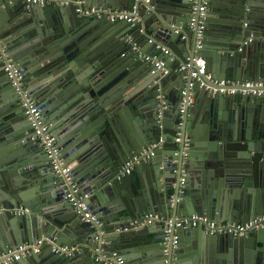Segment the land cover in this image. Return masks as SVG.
<instances>
[{
  "label": "water",
  "instance_id": "95a60500",
  "mask_svg": "<svg viewBox=\"0 0 264 264\" xmlns=\"http://www.w3.org/2000/svg\"><path fill=\"white\" fill-rule=\"evenodd\" d=\"M85 2L137 14L116 24L80 15L74 3L0 0V38L14 47L12 58L103 224L83 220L59 187L0 57V138L11 143L0 151V251L48 237L42 252L11 264H264V225L235 235L176 221L193 214L238 222L264 216V96L207 88L222 79L264 81V0H209L199 43L189 27L192 0ZM133 43L139 50L123 60ZM163 48L176 60L169 63ZM101 51L113 52L106 66L95 58ZM145 54H160L167 72ZM200 55L205 73L183 96L192 79L181 65ZM56 71L63 74L55 79ZM161 139L153 155L122 175ZM150 213L163 221L144 224ZM64 245L78 252L54 251Z\"/></svg>",
  "mask_w": 264,
  "mask_h": 264
},
{
  "label": "built area",
  "instance_id": "2783aa9c",
  "mask_svg": "<svg viewBox=\"0 0 264 264\" xmlns=\"http://www.w3.org/2000/svg\"><path fill=\"white\" fill-rule=\"evenodd\" d=\"M34 4L39 5H69L71 3L77 4V11L84 14H106L110 17L111 21H132L134 15L137 14L136 9L133 10H113L111 8L99 7L91 10H87L84 7L85 0H25ZM209 0H192V17L189 24L191 29H195L198 37V43L203 37L204 28L206 24V12L208 10ZM247 24V23H245ZM159 47V46H158ZM165 53L170 54L171 51L163 48ZM0 56L6 61V71H8L9 76L13 80V84L20 96L21 106L30 120L32 126L35 129V134L39 136V140L43 145L48 157L50 159V167L53 173L59 178V187L63 188L66 193L67 199L72 203L74 209L78 214L82 216L85 221H92L98 225H102L101 219L93 213L92 209L87 203V195L82 192V188L75 179L73 172L67 166L65 159L62 156L61 148L57 143L56 137L51 132L46 118L44 115L43 108L38 104V102L33 98V96L25 89L24 78L20 72V69L15 66L12 59L9 56V49L3 40L0 38ZM171 61L175 59L171 56ZM145 60L154 63L156 68L163 69L167 72L165 67L166 61H164L159 54H145ZM195 66L193 61H186L181 65V69H189L191 71V79L187 87L182 91L183 96L186 95L188 88L194 86V81L201 80V75L205 73L206 66L203 57L194 58ZM203 84V83H202ZM212 92H218L222 94H252L257 96H264V81L246 80V81H230V80H217L212 86H207ZM193 98H189L191 103ZM186 104V98L184 97L181 106V112L184 111V106ZM182 138L178 135L175 138L176 143H181ZM164 142V140H163ZM163 142L153 143L152 145L143 148V150L135 155L131 161L122 168V175L129 174L136 163L141 162L146 157L153 155L155 148L161 146ZM184 153L186 154L185 150ZM5 210V208L0 207V211ZM23 210V209H21ZM15 211V210H13ZM163 217L159 213H150L146 216L144 224H152L157 221H163ZM177 225L191 224L193 226H204L210 233L223 232V233H233L235 235L246 234L250 229L254 227H259L264 225V216H259L252 218L244 222L238 221H217L208 215H198L193 214L191 217L177 219ZM167 224H172L171 219L167 218ZM127 229V228H125ZM176 237V236H175ZM49 238H42L35 243L31 244L24 242L16 247H9L6 250L0 251V264H11L14 261L20 260L24 255L31 253H38L41 246ZM176 242V241H175ZM54 251L61 254H74L78 252V249L74 246H56ZM123 262L119 259V263Z\"/></svg>",
  "mask_w": 264,
  "mask_h": 264
},
{
  "label": "crops",
  "instance_id": "0c3cea01",
  "mask_svg": "<svg viewBox=\"0 0 264 264\" xmlns=\"http://www.w3.org/2000/svg\"><path fill=\"white\" fill-rule=\"evenodd\" d=\"M86 5H88V6H86ZM91 5V6H90ZM44 6H50V5H44ZM106 7V8H111V6L109 7V5L108 6H106V5H104V4H101V5H99V6H97V5H94V4H87L86 2H85V4H84V7L87 9V10H91V9H94V8H99V7ZM112 9V8H111ZM114 11L115 10H119V9H113ZM80 15H85V16H93V15H96V14H92V15H88V14H84V13H81V12H78ZM98 17H106L110 22H111V20H110V17L108 16V15H106V14H99L98 15ZM122 21V20H121ZM121 21H117V23L116 24H120L121 23ZM122 24V23H121ZM91 30H93V29H91ZM90 30V31H91ZM100 30V29H99ZM98 30V31H99ZM126 35L130 38V40H131V35H130V33H126ZM125 35V36H126ZM3 40V39H2ZM7 45V44H6ZM8 46V45H7ZM124 48V51L125 50H127V48H129V47H125V46H123ZM132 49H133V52H131V50H127V55L126 56H128V57H125L123 60H126L127 58H130L131 57V55L130 54H133V53H136L138 50H139V48L137 47V45L135 44V43H133V46L131 47ZM13 49H14V47H13ZM13 49H11V48H9V50H10V52H11V54H12V51H13ZM178 51H180V53L181 54H185V53H187V48H178ZM90 52V50H88V53ZM116 54V53H115ZM173 50H171V53L169 54L170 55V58H171V56H173ZM84 55V54H83ZM151 55H153V54H151ZM160 55V54H159ZM175 55V54H174ZM110 56H111V58L113 57V52H111L110 53ZM110 56L108 57V54L107 53H105V51H101V52H99V53H97L96 55H95V58L96 59H98L97 60V63L99 62V60H104V61H106V63H105V65L104 66H106V65H108L109 64V60L108 59H105L106 57H108V58H110ZM176 56V55H175ZM201 57H203V56H201ZM111 58H110V60H111ZM205 59V58H204ZM176 60V57H175V59L173 60V61H175ZM168 62L170 63L171 62V59L170 60H168ZM89 64V61H87L86 62V65H88ZM174 64H177V63H174ZM115 67V65L114 66H112V67H110V69H108L107 70V72H110V70H112L113 68ZM93 71L94 70H89V72H88V74H89V77L91 78L92 77V73H93ZM22 73L24 74V72L22 71ZM62 74H63V72H61V71H59V72H57L56 71V73H55V75H54V77L53 78H58L59 76H62ZM24 77V76H23ZM36 77V76H35ZM169 101V100H168ZM168 118V117H167ZM168 119H171V125L173 124V122H174V120H173V118L172 117H169ZM3 121V120H2ZM170 121V120H169ZM192 124L194 125V126H196L197 127V129L199 130V131H202V127H201V124L199 123V122H197L195 119L192 121ZM178 135H181L180 133H178ZM161 142H163V139H161ZM9 144H11L10 142H8L7 141V139L6 138H3V137H1L0 138V151H2V149H5L6 147H9ZM58 144H59V142H58ZM152 145V144H151ZM60 146V145H59ZM105 156V155H104ZM131 161V160H130ZM125 166H128V164H126ZM135 167H136V164L134 165V167H133V169H132V172L131 173H133L134 171H135ZM131 173H129V174H131ZM18 175V177L20 176V178H21V176H23V173L22 172H20V173H18L17 174ZM24 179H25V177H23ZM0 191L1 192H4V188H3V183H2V181H0ZM0 207H3V208H5L4 206H0ZM7 209V208H6ZM17 209V208H16ZM133 223H136V222H133ZM128 234H132V232H130V233H128ZM40 252H42V249H40V251L38 252V253H40ZM24 257V256H23ZM23 257L21 258V259H23ZM20 259V260H21Z\"/></svg>",
  "mask_w": 264,
  "mask_h": 264
},
{
  "label": "clouds",
  "instance_id": "9594fccd",
  "mask_svg": "<svg viewBox=\"0 0 264 264\" xmlns=\"http://www.w3.org/2000/svg\"><path fill=\"white\" fill-rule=\"evenodd\" d=\"M8 47V46H7ZM8 49H9V47H8ZM9 56H10V58L12 59V61H13V63L15 64V66L16 67H18L19 69H20V72H21V74H22V76H24L23 75V73H22V70H21V68H20V66H18L16 63H15V61H14V59L12 58V55H11V52H10V50H9ZM1 57V56H0ZM199 57H201V55L199 56ZM2 58V57H1ZM196 58V57H195ZM204 58V57H203ZM5 60V59H4ZM205 60V59H204ZM194 62V61H193ZM5 63H6V61H5ZM195 64V63H194ZM205 66H206V61H205ZM6 65H5V67H4V72L6 73V75H7V77H8V79L12 82V86H13V88L15 89V91H16V93H17V95L19 96V94H18V92H17V90H16V88H15V86H14V84H13V80H12V78L9 76V73H8V71H6ZM208 77H210V76H208ZM24 78V77H23ZM222 80H225V79H222ZM231 81V80H230ZM233 81H236V80H233ZM24 82H25V89L27 90V91H29V89H28V86H27V83H26V80H25V78H24ZM215 83V82H214ZM213 85V84H212ZM29 93H30V91H29ZM31 94V93H30ZM183 94V93H182ZM235 94H239V93H235ZM32 95V94H31ZM225 95H230V94H225ZM34 98V97H33ZM35 99V98H34ZM19 102H20V96H19ZM39 104V103H38ZM20 105H21V103H20ZM40 105V104H39ZM41 106V105H40ZM21 108H22V106H21ZM23 109V108H22ZM44 110V109H43ZM25 113V112H24ZM45 115V114H44ZM28 118V117H27ZM46 118V117H45ZM47 122V121H46ZM49 125V124H48ZM50 127V126H49ZM34 128V127H33ZM50 130H51V128H50ZM52 132V131H51ZM53 133V132H52ZM57 140V139H56ZM177 144H179V143H177ZM62 152V151H61ZM21 209H23V210H21ZM20 210L21 211H28V208H24V207H20Z\"/></svg>",
  "mask_w": 264,
  "mask_h": 264
}]
</instances>
